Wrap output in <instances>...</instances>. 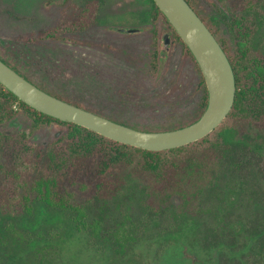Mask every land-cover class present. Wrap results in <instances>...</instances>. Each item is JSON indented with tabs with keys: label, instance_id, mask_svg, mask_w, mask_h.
Returning a JSON list of instances; mask_svg holds the SVG:
<instances>
[{
	"label": "rangeland",
	"instance_id": "obj_1",
	"mask_svg": "<svg viewBox=\"0 0 264 264\" xmlns=\"http://www.w3.org/2000/svg\"><path fill=\"white\" fill-rule=\"evenodd\" d=\"M68 1L0 0V56L35 85L45 88L49 84L57 91H66L76 103L89 100L93 109L117 119L116 122L120 117H131L134 110L142 122L151 121L157 126L181 125L198 117V69L187 52L180 50L179 41L165 20L151 18L153 7L149 0H70L68 15L59 20L64 8L61 3ZM191 1L229 54L237 48V39L230 30L231 15L247 18L248 31L240 29L238 40L250 34L249 50L262 59L264 2L246 12L245 0ZM91 3L96 22L86 31L71 35V41L38 47L17 43L21 41L18 36L45 31L58 20L70 27L68 19L92 9L87 8ZM59 28L54 29L53 35ZM130 29L137 31L127 32ZM151 33H155L157 41L155 61L145 57ZM73 40L79 44H73ZM14 112V117L1 127L8 135L7 140L0 141V202L6 206V212L0 208L3 264H264V230L259 233L252 229L264 221V115L255 119L230 118L210 138L221 135L235 151L204 192L203 202L211 212L198 219L181 220L177 225L170 213L154 218L140 203L142 183H148L150 176L139 165L126 170L133 172L126 177L127 183L117 198L108 202L104 222L107 231L123 222L136 234V241L123 257L112 250V245L107 247L103 240H91L84 230L76 229L68 211L36 201L31 215L21 213L19 199H15L21 191H15V181L5 173L22 138L17 135L27 134L28 143L40 148L37 165L44 168L46 152L61 150L69 140L70 129L57 123L36 125L18 104H14ZM140 160L137 157L136 162ZM100 161L99 154L78 161L81 167L88 168L89 183L84 191L71 184L74 176L67 180L66 187L71 184L69 190L80 197V202L94 194L100 180ZM235 164L239 166L236 168ZM124 170L118 166L104 180ZM37 174H27L23 183ZM175 201L179 204V200ZM8 209L17 216L7 213ZM97 214L94 204L84 221L90 223ZM237 221L249 227L238 225L236 229L233 223L237 225ZM10 225L16 235L6 229ZM213 236L220 240L217 250L207 243Z\"/></svg>",
	"mask_w": 264,
	"mask_h": 264
},
{
	"label": "trees",
	"instance_id": "obj_2",
	"mask_svg": "<svg viewBox=\"0 0 264 264\" xmlns=\"http://www.w3.org/2000/svg\"><path fill=\"white\" fill-rule=\"evenodd\" d=\"M149 1L153 7L150 14L151 18L154 21L157 20V18H163L165 20L179 41L180 50L183 51L184 49L187 52L192 65H195L198 69L200 74L199 88L201 91L199 115L193 121L181 125L175 124L174 126H169L166 124L164 126H157V124H152L151 121L147 123L142 122L138 117L137 110H134L131 117H120L118 118L120 119L118 122L143 131H169L190 125L201 117L208 104V90L202 71L189 48L173 29L172 25L168 22L155 2L153 0ZM187 2L216 37L211 27L192 4V1L187 0ZM244 2V11L251 12L257 9L259 4H261V2L263 3L264 0H245ZM92 6L93 4L91 3V6L87 8L93 9ZM92 9H89V11L85 9L86 11L83 15L87 14V17H83V15L80 14V16L75 18H66L70 21V23H68L71 25L70 27H68L66 23H60L59 21L62 15L63 17L68 15L67 10L63 9V14L60 15V19L53 23L49 29L34 32L32 34L33 40L31 41H28L29 35L18 36L21 41L17 43L25 46L31 44L38 47L49 42H69L71 41V39H69L71 35L86 31L96 22L95 19L97 15L95 14L94 16L95 10L93 9V11ZM231 16L232 18L229 23L230 30L237 39V48L232 54H229L225 44L221 42L218 37H216V39L225 51L234 70L236 95L233 108L221 125L212 133L196 142L182 147L156 152L113 141L74 123L62 122L56 118L38 112L19 100L12 92L0 84V141L8 139V135L1 130V127L7 120L14 117V104H18L25 110L36 125L57 123L67 126L70 129V133L67 135L69 139L68 142L62 146L61 150L52 149L46 152L45 159L47 164L44 168L40 167L41 169L37 165L38 156L40 157V148L36 144L28 143L29 138L27 134L22 133L17 135L22 138L15 148L16 151L13 153L11 166L5 173H7L9 178L15 181L17 188L15 191H21L20 196H15V199H19L21 213H23V215H31L34 211V203L36 201L41 202V204L49 208L68 211L71 213L70 218L75 224L76 229L84 230L91 240H103L107 243V247L112 245V250L124 257L127 249L136 241V234L131 227H128L129 225L123 222H120L115 230L107 231L104 228V222L108 209V202L117 198L124 189L127 183L126 177L130 172H133H126V170H133L135 167L134 165H139L140 169L150 176L148 183H142L143 198L140 200V203L148 208L154 218L164 213H170L175 217L174 219L178 225L181 220L198 219L206 213H210L211 210L206 208L203 202L204 192L206 188L213 183L215 176L220 172L227 158L235 151L223 140L221 135H217V137L212 140L210 138L215 131L220 129L230 118L255 119L260 115H264V54L262 59H257L249 50L248 39L250 34L246 33L244 38L238 40L240 29H246L248 31V19L244 16H238L236 13H233ZM94 20L95 22L93 23ZM57 27H60L58 29L59 31L57 34L53 35L54 29ZM154 36H156L155 33L149 35V44L145 50V57L149 58V61L150 59L151 61L157 59L156 52L158 50L155 52L157 49V41ZM72 43L79 44L76 40H73ZM147 74L152 77L149 72ZM52 82L62 87L60 82L58 83L56 80ZM45 86L46 89L40 88L72 104L81 106L111 120H117L93 109L95 108L93 107L94 104H91L89 100H82V103H76L71 101V98L66 95H69L68 92L62 90L57 91L55 87L49 84ZM63 92L64 94H62ZM190 114L192 115L193 112H190ZM236 130L238 129L236 128ZM202 147H204L205 150ZM192 149L197 150L195 153H190ZM96 154L101 156V161L97 168L100 180L96 184L93 196L80 202V197L71 192L69 188H72L71 184L73 186H81L82 191L87 188L86 185L89 183L88 168L87 166L81 167L78 161L87 156L92 158V156ZM137 157L141 159L138 162H136ZM118 166L124 167V173L119 174L114 172L112 178L104 180V177L112 173L111 171ZM238 166L239 165L235 164L236 168ZM33 172L34 175L38 173L37 176L31 181L27 180L23 183L24 177ZM70 176H74V178L70 181L71 184H68L67 188V180ZM175 200H179V204L176 205ZM94 204L97 205L98 214L90 223H87L84 220L87 217L89 209ZM0 208L3 212H6V206L1 202ZM9 211L10 212L7 213L13 217L17 216L14 214V210ZM237 223V225L233 223L236 229L240 227H238V225H241L243 228L249 227L244 222L237 221ZM6 229H9L8 231H10V233H16L12 225ZM246 229L247 231L250 230L249 228ZM252 229L257 230L259 233L263 232L264 221L259 225H254ZM213 233L215 234V231H213ZM219 241L218 237L215 238L213 236L212 240L207 243L209 247H213L217 250L220 248ZM0 264H3L1 258Z\"/></svg>",
	"mask_w": 264,
	"mask_h": 264
},
{
	"label": "water",
	"instance_id": "obj_3",
	"mask_svg": "<svg viewBox=\"0 0 264 264\" xmlns=\"http://www.w3.org/2000/svg\"><path fill=\"white\" fill-rule=\"evenodd\" d=\"M153 1L189 48L206 82L208 104L201 117L192 124L169 131H143L118 123L46 92L1 58L0 84L38 112L144 150H170L206 137L221 125L233 108L236 95L234 70L214 34L187 0ZM136 31L130 29L127 32Z\"/></svg>",
	"mask_w": 264,
	"mask_h": 264
},
{
	"label": "flooded vegetation",
	"instance_id": "obj_4",
	"mask_svg": "<svg viewBox=\"0 0 264 264\" xmlns=\"http://www.w3.org/2000/svg\"><path fill=\"white\" fill-rule=\"evenodd\" d=\"M71 1H72V0H71ZM68 2H69V4H68ZM68 2H66L67 4H66V3H65V4H62V3H61L62 8L64 7L63 9H66V8H67V5H71L70 0H69ZM63 9H61V10H63ZM18 31H19V30H18ZM26 31H27V32L30 31V33L33 32L32 30H28V29H27ZM32 39H33V35L30 34V36H29V38H28V41H31ZM15 57H17V54L14 52V58H15ZM0 58L5 62V60H4L1 56H0ZM6 63H7L9 66H11L8 62H6ZM12 68H13V67H12Z\"/></svg>",
	"mask_w": 264,
	"mask_h": 264
},
{
	"label": "crops",
	"instance_id": "obj_5",
	"mask_svg": "<svg viewBox=\"0 0 264 264\" xmlns=\"http://www.w3.org/2000/svg\"><path fill=\"white\" fill-rule=\"evenodd\" d=\"M118 31H119V29H118ZM120 32V31H119Z\"/></svg>",
	"mask_w": 264,
	"mask_h": 264
}]
</instances>
